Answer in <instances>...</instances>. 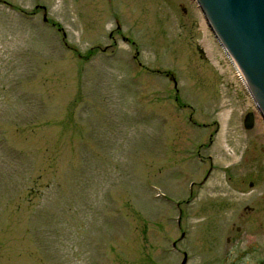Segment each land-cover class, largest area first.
Returning <instances> with one entry per match:
<instances>
[{
	"label": "rangeland",
	"instance_id": "obj_1",
	"mask_svg": "<svg viewBox=\"0 0 264 264\" xmlns=\"http://www.w3.org/2000/svg\"><path fill=\"white\" fill-rule=\"evenodd\" d=\"M7 1L0 264H264V121L195 0Z\"/></svg>",
	"mask_w": 264,
	"mask_h": 264
},
{
	"label": "water",
	"instance_id": "obj_2",
	"mask_svg": "<svg viewBox=\"0 0 264 264\" xmlns=\"http://www.w3.org/2000/svg\"><path fill=\"white\" fill-rule=\"evenodd\" d=\"M195 2L264 121V0ZM242 122L244 128L252 126L251 112L244 114ZM184 261L185 253L179 264Z\"/></svg>",
	"mask_w": 264,
	"mask_h": 264
},
{
	"label": "flooded vegetation",
	"instance_id": "obj_3",
	"mask_svg": "<svg viewBox=\"0 0 264 264\" xmlns=\"http://www.w3.org/2000/svg\"><path fill=\"white\" fill-rule=\"evenodd\" d=\"M1 1V3H3L4 5H6V6H13L9 1H7V0H0ZM18 8V7H17ZM18 11H20V12H22V13H25V14H27V16L28 17H33L34 15H36V14H40V19L42 20V22H44V23H46V22H48L49 21V19L47 18V16H46V13H47V11H46V9H45V6L43 5V4H39L38 2H36V3H34L33 4V6L31 7V9H29V10H24V8L22 7V8H18L17 9ZM50 25H54V22H50ZM57 29H60L59 27H56ZM61 34L63 35V32H61ZM245 209H248L249 211H251L252 210V207L251 206H246V207H244V211H245ZM240 215H242V214H240ZM231 227H232V225H231ZM239 229V227L238 226H236L235 227V230L237 231ZM231 238H229V237H226L225 238V242L227 243V242H231ZM183 253V252H182ZM183 256V255H182Z\"/></svg>",
	"mask_w": 264,
	"mask_h": 264
},
{
	"label": "bare ground",
	"instance_id": "obj_4",
	"mask_svg": "<svg viewBox=\"0 0 264 264\" xmlns=\"http://www.w3.org/2000/svg\"><path fill=\"white\" fill-rule=\"evenodd\" d=\"M229 59V58H228ZM229 61H230V59H229ZM230 63H231V61H230ZM239 76V75H238ZM243 83V82H242ZM245 87V86H244Z\"/></svg>",
	"mask_w": 264,
	"mask_h": 264
}]
</instances>
